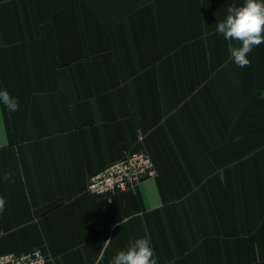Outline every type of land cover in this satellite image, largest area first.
Masks as SVG:
<instances>
[{"label": "crops", "instance_id": "0c3cea01", "mask_svg": "<svg viewBox=\"0 0 264 264\" xmlns=\"http://www.w3.org/2000/svg\"><path fill=\"white\" fill-rule=\"evenodd\" d=\"M244 0H0V252L111 264H264V43L216 31ZM144 150L157 175L86 191ZM5 173H12L4 180Z\"/></svg>", "mask_w": 264, "mask_h": 264}, {"label": "clouds", "instance_id": "9594fccd", "mask_svg": "<svg viewBox=\"0 0 264 264\" xmlns=\"http://www.w3.org/2000/svg\"><path fill=\"white\" fill-rule=\"evenodd\" d=\"M216 31L226 41H237L240 46H229L230 58L238 67L250 66L249 53L264 43V0H244L242 6H229L226 18L217 22ZM0 103L9 112L17 111L18 99L7 90H0ZM12 173H5L3 179L10 180ZM6 200L0 196V213ZM111 264H157L154 250L148 238H139L130 243L126 251H119Z\"/></svg>", "mask_w": 264, "mask_h": 264}, {"label": "built area", "instance_id": "2783aa9c", "mask_svg": "<svg viewBox=\"0 0 264 264\" xmlns=\"http://www.w3.org/2000/svg\"><path fill=\"white\" fill-rule=\"evenodd\" d=\"M156 175L154 161L148 152L135 150L91 175L86 191L97 195L126 191L140 181ZM0 264H47V258L40 249L0 252Z\"/></svg>", "mask_w": 264, "mask_h": 264}]
</instances>
